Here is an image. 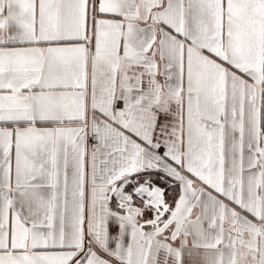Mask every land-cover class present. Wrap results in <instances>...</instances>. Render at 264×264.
Returning <instances> with one entry per match:
<instances>
[{"label": "snow or ice", "instance_id": "obj_1", "mask_svg": "<svg viewBox=\"0 0 264 264\" xmlns=\"http://www.w3.org/2000/svg\"><path fill=\"white\" fill-rule=\"evenodd\" d=\"M0 264H264V0H0Z\"/></svg>", "mask_w": 264, "mask_h": 264}]
</instances>
